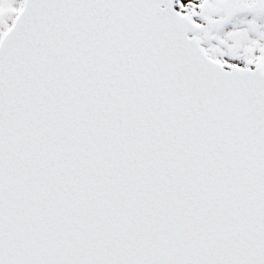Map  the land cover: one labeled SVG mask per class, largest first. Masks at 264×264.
<instances>
[{"label": "snow or ice", "instance_id": "snow-or-ice-1", "mask_svg": "<svg viewBox=\"0 0 264 264\" xmlns=\"http://www.w3.org/2000/svg\"><path fill=\"white\" fill-rule=\"evenodd\" d=\"M0 264H264V0H0Z\"/></svg>", "mask_w": 264, "mask_h": 264}]
</instances>
